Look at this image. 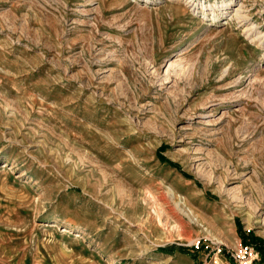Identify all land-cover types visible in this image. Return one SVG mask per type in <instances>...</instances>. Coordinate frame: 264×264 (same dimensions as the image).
<instances>
[{
    "label": "rangeland",
    "instance_id": "obj_1",
    "mask_svg": "<svg viewBox=\"0 0 264 264\" xmlns=\"http://www.w3.org/2000/svg\"><path fill=\"white\" fill-rule=\"evenodd\" d=\"M251 24L264 0H0V264H264Z\"/></svg>",
    "mask_w": 264,
    "mask_h": 264
},
{
    "label": "built area",
    "instance_id": "obj_2",
    "mask_svg": "<svg viewBox=\"0 0 264 264\" xmlns=\"http://www.w3.org/2000/svg\"><path fill=\"white\" fill-rule=\"evenodd\" d=\"M199 240L194 242L195 246H198ZM218 249L217 252H219ZM233 257L236 261V264H251L254 260H257L259 257L258 251H256L251 245L243 244L239 246V248L234 251Z\"/></svg>",
    "mask_w": 264,
    "mask_h": 264
},
{
    "label": "bare ground",
    "instance_id": "obj_3",
    "mask_svg": "<svg viewBox=\"0 0 264 264\" xmlns=\"http://www.w3.org/2000/svg\"><path fill=\"white\" fill-rule=\"evenodd\" d=\"M198 5V4H197ZM221 7H220V11H222V9L223 8H226V5H220ZM200 7V6H199ZM203 7H205V5L204 6H202V8ZM243 7H244V3H239L238 5H236V7H235V9H233L234 11L233 12H235V16L237 17V18H239V20L240 21H243V23H245L246 22V20L247 19H249V15L248 14H246L245 12H244V9H243ZM255 27H256V25H245L244 26V30L251 36V35H253V36H257L262 42H264V35H262V33H260L259 31H257L256 29H255Z\"/></svg>",
    "mask_w": 264,
    "mask_h": 264
},
{
    "label": "trees",
    "instance_id": "obj_4",
    "mask_svg": "<svg viewBox=\"0 0 264 264\" xmlns=\"http://www.w3.org/2000/svg\"><path fill=\"white\" fill-rule=\"evenodd\" d=\"M160 158L163 160V161H166L168 162L170 165H172L173 167L176 166V163L174 164L172 161L170 160H167L163 155H160ZM241 228V227H240ZM239 228V229H240ZM243 235V233H242ZM253 239V241L257 244V248L259 250V253H261V257H260V261H264V240L260 237H251ZM183 250L187 251L188 249L187 248H184Z\"/></svg>",
    "mask_w": 264,
    "mask_h": 264
}]
</instances>
